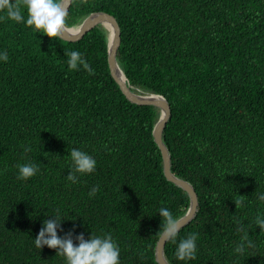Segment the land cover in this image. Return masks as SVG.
Segmentation results:
<instances>
[{"label":"trees","instance_id":"obj_1","mask_svg":"<svg viewBox=\"0 0 264 264\" xmlns=\"http://www.w3.org/2000/svg\"><path fill=\"white\" fill-rule=\"evenodd\" d=\"M14 2L25 22L0 12V49L9 55L0 61V264H65L56 249L33 242L57 209L65 217L59 235L110 232L121 264H158L159 209L178 219L189 206L187 192L163 173L152 134L159 109L122 93L101 24L74 41L49 37ZM97 11L119 25L116 59L127 82L167 100L170 170L197 195L195 215L176 243L166 241L165 259L264 264V228L256 225L264 217V0H71L68 24ZM74 49L94 74L68 67ZM73 147L97 160L75 184L66 178ZM26 162L40 171L20 180L17 165ZM191 233L197 257L178 260L179 240ZM244 239L251 246L236 253Z\"/></svg>","mask_w":264,"mask_h":264},{"label":"clouds","instance_id":"obj_2","mask_svg":"<svg viewBox=\"0 0 264 264\" xmlns=\"http://www.w3.org/2000/svg\"><path fill=\"white\" fill-rule=\"evenodd\" d=\"M22 6L28 14L27 25L33 27L37 33L42 31L49 37H59L60 39H65L64 33L75 35L68 24V0H22ZM0 12L6 13L7 18L17 22H25L21 4L15 3L14 0H0ZM68 57L67 63L70 69L79 70L83 67L89 74L95 73V69L91 67L79 50H71ZM8 60L7 50L0 49V61L6 62ZM25 151H31V147L26 146ZM69 155L68 169L70 171L66 178L73 184L79 183L81 175L96 171L97 160L89 152L73 147ZM17 168V178L20 180H27L40 171L39 164L35 162L19 163ZM99 189V185L92 186L88 193L89 197L95 196ZM258 199L264 201V192L258 194ZM236 203L238 202L235 201ZM239 203L242 204L243 201L241 200ZM159 214L165 219L162 237L176 243L181 227L179 220L168 207H161ZM64 218L57 209L51 218L43 221V226L33 239L37 249H41L45 245L56 249V254L59 253L65 258V264H121V248L110 232L101 230L98 234L91 230L87 238H85L84 232L77 233L73 237V230L59 235L58 230L63 232L62 220ZM256 225H259L260 229L264 228V217L258 216ZM239 230L244 231L242 226ZM197 235V233H191L186 238L179 240L175 250V257L178 260L196 259L198 252ZM251 244V241L244 239L236 245L234 251L242 254L246 251V245L251 246Z\"/></svg>","mask_w":264,"mask_h":264},{"label":"water","instance_id":"obj_3","mask_svg":"<svg viewBox=\"0 0 264 264\" xmlns=\"http://www.w3.org/2000/svg\"><path fill=\"white\" fill-rule=\"evenodd\" d=\"M70 4H71V0H68V8ZM104 22L110 25L111 27L110 32H108V29L106 28ZM97 24H101L107 32L108 65H109L110 73L117 82V84L119 85V88L122 91V93L132 103L153 105L159 109V117L153 125L152 134L155 143L157 144L158 148L161 151L163 173L169 181L173 182L177 186H180L183 190L187 192L189 196L188 209L182 216L178 218L181 229L195 215L198 201L193 186L187 180L175 176L170 170L171 163H170L169 151L162 140L163 129L166 125L167 120L170 117V106L167 100L160 94L142 93L140 90H138L137 88H135L134 86L130 85L127 82V79L116 59V53H117L118 45L120 43V29L117 21L111 14L104 11L89 13L87 16H85L82 19L80 23L70 26V28L78 27L77 31L75 32V35H69L67 33H64L65 39L63 40H67V41L77 40ZM118 70L122 71L125 79H121L118 76L117 73ZM141 94H148L150 97H147L148 95H141ZM162 233L160 234L156 242V250H155L156 261L158 262V264H170L164 257V245L167 239H164L162 237Z\"/></svg>","mask_w":264,"mask_h":264},{"label":"bare ground","instance_id":"obj_4","mask_svg":"<svg viewBox=\"0 0 264 264\" xmlns=\"http://www.w3.org/2000/svg\"><path fill=\"white\" fill-rule=\"evenodd\" d=\"M104 23H105V22H104ZM105 26H106V28L108 29V32H110V31H111V27H110V25L107 24V23H105ZM77 29H78V27H73V28H71V31H72L73 33H75V32L77 31ZM117 73H118V76H119L121 79H125V77H124L122 71L118 70ZM141 95H148V94H141ZM147 97H150V96L148 95ZM151 97H152V96H151Z\"/></svg>","mask_w":264,"mask_h":264}]
</instances>
